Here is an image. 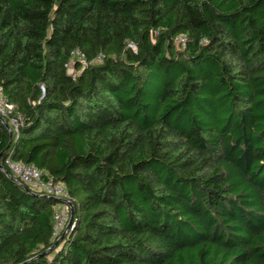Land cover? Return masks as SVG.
<instances>
[{
    "label": "trees",
    "instance_id": "trees-1",
    "mask_svg": "<svg viewBox=\"0 0 264 264\" xmlns=\"http://www.w3.org/2000/svg\"><path fill=\"white\" fill-rule=\"evenodd\" d=\"M0 89V264H264V0H0Z\"/></svg>",
    "mask_w": 264,
    "mask_h": 264
},
{
    "label": "built area",
    "instance_id": "built-area-1",
    "mask_svg": "<svg viewBox=\"0 0 264 264\" xmlns=\"http://www.w3.org/2000/svg\"><path fill=\"white\" fill-rule=\"evenodd\" d=\"M176 40L181 45H184L186 42V38L184 35H179ZM131 46L133 47V45ZM76 59L79 60L81 64H86L84 54L78 49H75L71 52V59L66 64L67 67L70 62ZM0 115L7 119L12 134H14V136H17L19 125L22 123V116L18 113L13 112V105L8 102L5 96L2 95L1 89ZM5 163L11 171L12 176H14L21 184L29 186L30 189L34 191L65 199V201H59V203L55 205L53 212L54 222L52 228V237H58L64 230L69 219L70 209L68 202L72 203V200L67 194L64 186L59 182L53 181L51 178L44 179L42 177V171L33 164L14 161L11 160L9 156L5 159ZM74 223L75 222L72 220L71 224L68 227V231L72 230V228L74 227Z\"/></svg>",
    "mask_w": 264,
    "mask_h": 264
},
{
    "label": "water",
    "instance_id": "water-1",
    "mask_svg": "<svg viewBox=\"0 0 264 264\" xmlns=\"http://www.w3.org/2000/svg\"><path fill=\"white\" fill-rule=\"evenodd\" d=\"M6 126H7L8 130H9V142H10L11 139H12V131H11V129H10V127H9L8 124H7ZM0 167H2L1 164H0ZM6 173L8 174V172H6ZM8 175H9L14 181H16L17 183H20V182L14 177V176H12V175H10V174H8ZM59 200H60V201H65L64 198H59ZM68 204H69V209H70V215H69L68 222H67V224H66L64 230L61 232V234H60V235L54 240L53 244H52L47 250H45V251H48L49 249H51V248H53L55 245H57V243L60 241V239H61V238L64 236V234L67 232L68 227H69V225H70L71 222H72V218H73V208H72V203H71V202H68Z\"/></svg>",
    "mask_w": 264,
    "mask_h": 264
},
{
    "label": "rangeland",
    "instance_id": "rangeland-1",
    "mask_svg": "<svg viewBox=\"0 0 264 264\" xmlns=\"http://www.w3.org/2000/svg\"><path fill=\"white\" fill-rule=\"evenodd\" d=\"M176 43H179V42L176 40ZM77 62H79V60H73L72 62H70V64L68 65V71L69 72H74L75 64Z\"/></svg>",
    "mask_w": 264,
    "mask_h": 264
}]
</instances>
